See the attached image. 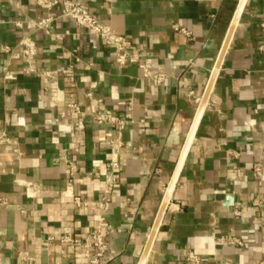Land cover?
Instances as JSON below:
<instances>
[{
    "label": "crops",
    "instance_id": "obj_1",
    "mask_svg": "<svg viewBox=\"0 0 264 264\" xmlns=\"http://www.w3.org/2000/svg\"><path fill=\"white\" fill-rule=\"evenodd\" d=\"M81 2L164 79L145 77L137 64L118 67L114 48L62 15L60 3L0 0V130L14 142L0 145V264H23L20 253L33 258L24 264H81L109 162L118 168L100 264L139 263L239 0ZM46 17V29L34 26ZM27 35L37 67L71 66L57 87L78 114L51 106L42 79L22 72L17 43ZM98 103L124 120L121 130L95 121L90 106ZM65 158L77 166L73 193L89 207L61 194L70 184ZM255 166H264V0H245L143 264H186L187 250L202 264L262 259L263 214L251 201L264 193V178ZM67 232L73 241L62 243ZM228 236L242 245L221 240Z\"/></svg>",
    "mask_w": 264,
    "mask_h": 264
},
{
    "label": "built area",
    "instance_id": "obj_2",
    "mask_svg": "<svg viewBox=\"0 0 264 264\" xmlns=\"http://www.w3.org/2000/svg\"><path fill=\"white\" fill-rule=\"evenodd\" d=\"M36 3L50 8L51 6L60 3L61 5V14L68 16L73 19L78 26L84 28L88 33L96 35L102 38L108 45H111L114 48V62L118 67H122L128 64H137L139 68L142 69L143 75L154 80L157 83H160L163 79V75H151L148 72V69L145 63L141 62L140 56L133 52L131 47L130 40L119 33H116L109 23L99 18L96 14L91 12L85 5L82 4L81 0H35ZM50 17L42 18L40 20L34 21L33 24L37 28L46 29L48 27V22ZM17 27L22 26V21H15ZM176 30L190 35V32L185 28L176 27ZM19 49V55L21 59L25 62V66L22 67V72L25 74H36L38 75L43 82V89L46 95L49 97L48 103L53 107H58L62 104H66L68 107L72 108L75 114L79 113V108L74 103H68L65 100L63 92L57 87V79L61 75H66L69 73L71 66L66 67L61 70H45L37 67L35 65V58L38 54L37 44L30 36H23L17 43ZM10 51L9 48H6ZM5 70V69H4ZM6 73V72H5ZM7 74V73H6ZM129 110L132 106V100H129ZM101 103L97 105L90 106V114L93 116L95 121L98 124H109L117 125L118 129L121 130L124 125V120L120 119L116 115L110 113L105 108L101 107ZM62 115V113H61ZM72 138L74 139L73 133H71ZM14 142L5 134V132L0 130V145L3 144H13ZM112 144L118 146L117 142ZM14 151L20 155V152L17 148H14ZM64 164L68 176V184L66 188L61 192L65 197H69L72 200V203L77 208L89 207L90 203L78 195L73 193L71 182L73 177L77 172L76 163L68 158L64 159ZM109 168V173L107 179H105V184L101 192L99 199V204L101 207V212L97 218V221L91 231L83 238V251L85 260L81 264H100L106 253L110 250V242L108 240L109 234V224L106 219V214L110 208L111 203V193L112 187L115 183V177L113 171L118 168L117 162H109L107 164ZM253 172L257 177L264 178V166H255ZM98 175V173H95ZM32 183H26V187H31ZM251 204L257 207L263 214V242H264V193L257 195L251 201ZM235 215H240L241 210H234ZM55 237H47L48 241H53ZM58 239L62 243H71L73 241L72 233L67 232L58 236ZM222 241H225L229 244L242 245L240 239L228 236L226 239L221 238ZM21 262L31 263L33 258L28 257L25 253L19 255ZM184 260L186 264H202L201 257L192 250H187L184 254ZM219 264H235L230 259H224L219 262ZM256 264H264V256Z\"/></svg>",
    "mask_w": 264,
    "mask_h": 264
},
{
    "label": "water",
    "instance_id": "obj_3",
    "mask_svg": "<svg viewBox=\"0 0 264 264\" xmlns=\"http://www.w3.org/2000/svg\"><path fill=\"white\" fill-rule=\"evenodd\" d=\"M244 2H245V0H239V2L237 4V7H236V10H235L234 15L232 17V20L230 22V26L228 28L227 34H226V36L224 38V41H223L222 46H221V49H220L219 54L217 56V59L215 61V64H214V67L212 69L211 75L209 77L208 83H207V85L205 87L204 93H203L202 98H201V101L199 103V106H198V109H197L195 118H194L193 123L191 125V128H190V130L188 132V135L186 137V140H185V142L183 144V147H182L180 156H179L178 161L176 163V166H175V169L173 171V174H172V177L170 179V182H169V184L167 186V189H166V192H165L163 201H162L161 206L159 208V211L157 213L156 219H155V221L153 223V226H152V229L150 231L148 240L146 242V245L144 247V250L142 252V255L140 257V260H139V263L138 264H143L144 261H145V258L147 256V253H148L149 248H150V245L152 243V240L154 238V235H155L156 230L158 228V225L160 223L161 217H162V215H163V213L165 211L166 205L168 203V200H169L171 191L173 189V186L175 184V181L177 179L178 173H179L180 168L182 166V163H183V160L185 158L186 152L188 150V147L190 145V142L192 140V137H193V135L195 133V129H196L198 120H199V118L201 116V113H202V111L204 109V106H205V104L207 102V99H208L209 94H210V91L212 89L214 80H215V78H216V76L218 74L219 68H220L221 63L223 61V58H224L226 49H227V47L229 45L230 39L232 37L234 28L236 26V22L238 20V17H239V14H240L241 10H242V7H243Z\"/></svg>",
    "mask_w": 264,
    "mask_h": 264
}]
</instances>
